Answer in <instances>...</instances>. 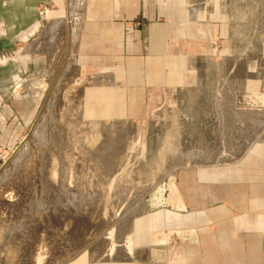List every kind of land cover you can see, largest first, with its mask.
Wrapping results in <instances>:
<instances>
[{
    "label": "rangeland",
    "instance_id": "374dc122",
    "mask_svg": "<svg viewBox=\"0 0 264 264\" xmlns=\"http://www.w3.org/2000/svg\"><path fill=\"white\" fill-rule=\"evenodd\" d=\"M212 1L210 50L202 66L185 59L180 90L168 78L113 83L108 67L77 62L73 29L70 48L56 50L65 29L42 27L43 87L16 143L0 149V264H129L157 248L141 241L146 224L203 210L211 175L219 185L264 142V105L238 101L259 69L264 78V0ZM139 25L124 23L123 36ZM167 42L156 69L171 75L179 50ZM151 53L142 49V62Z\"/></svg>",
    "mask_w": 264,
    "mask_h": 264
},
{
    "label": "crops",
    "instance_id": "0c3cea01",
    "mask_svg": "<svg viewBox=\"0 0 264 264\" xmlns=\"http://www.w3.org/2000/svg\"><path fill=\"white\" fill-rule=\"evenodd\" d=\"M76 3L78 10L74 9ZM47 4L50 9L42 13ZM43 17L52 22L49 29L55 35L65 29L67 44L58 46L56 42L53 49L70 48L73 29L77 62L102 71L108 67L113 83L118 80L125 86H133L138 79L149 84L168 78L173 88L179 89L185 59L202 66V55L212 44V0H0V53L15 52L19 47L30 52L27 42ZM160 18L172 24H160ZM133 21H138L139 27L127 30L123 36L122 25ZM70 23L75 24L74 28ZM169 40L172 48L179 50L172 57L178 68L171 75L156 69L166 65ZM144 48L152 53L142 62ZM150 66L155 67L152 72ZM119 67L122 69L118 72ZM47 68L44 53L38 57L29 53L7 64L0 63V149L12 147L18 140L35 109V96L43 87ZM261 71L253 77L252 90L238 97L239 102L251 100L264 105ZM176 98L180 104L181 94ZM258 145L237 167L221 173L219 185L218 177L211 175L204 191L209 204L200 208L203 210L146 224L141 241L149 246L156 242L157 248L134 251V260L129 264H264V142ZM153 231H157L156 238Z\"/></svg>",
    "mask_w": 264,
    "mask_h": 264
},
{
    "label": "built area",
    "instance_id": "2783aa9c",
    "mask_svg": "<svg viewBox=\"0 0 264 264\" xmlns=\"http://www.w3.org/2000/svg\"><path fill=\"white\" fill-rule=\"evenodd\" d=\"M49 9H50V5H48V4L44 5L42 7V9H41V12L43 13V12L49 10ZM49 22L50 21H47L45 19V17H43L41 19V21H40V25L38 26V28L30 34V37H29L30 41L27 42L28 43L27 47H29V46L31 47L30 52L26 53L25 47L24 48L23 47H19L15 52H13V51H3V52L0 53V63L1 64H7L8 62H10V61H12V60H14V59H16L18 57L20 58V56L22 58H24L26 55L29 56V53H30L31 57H38L39 55H41L42 54V51H41L42 47H40V49H37L35 44L38 43V40L35 39V38L38 37V35L42 32V27L45 28L46 25L48 27ZM64 22H67V17H66V20H64ZM52 36H54V35L52 34ZM52 39H54V37H51V40L48 41V45L49 46L51 44ZM46 47L47 46H45V48Z\"/></svg>",
    "mask_w": 264,
    "mask_h": 264
},
{
    "label": "bare ground",
    "instance_id": "6f19581e",
    "mask_svg": "<svg viewBox=\"0 0 264 264\" xmlns=\"http://www.w3.org/2000/svg\"><path fill=\"white\" fill-rule=\"evenodd\" d=\"M69 44V43H68ZM70 52V51H69ZM66 53V52H65ZM56 136V135H55ZM58 143L60 144L61 143V141H58ZM66 143V142H65ZM64 145V144H63ZM111 145V144H110ZM54 147V146H53ZM63 147V146H62ZM100 148V147H99ZM41 149V148H40ZM59 150V149H58ZM60 152V151H59ZM55 153V152H54ZM60 156V154L58 155V157ZM60 157H62V156H60ZM52 158V157H51ZM48 159V158H47ZM61 159H63V157L61 158ZM51 160V159H50ZM46 161V160H45ZM62 161V160H61ZM60 163V162H59ZM48 165V164H47ZM49 168V167H48ZM55 171V170H54ZM57 172V171H56ZM54 174H56L55 172H53ZM58 175V174H57ZM50 181L52 180V179H49ZM54 186V185H53ZM52 188V187H51ZM54 188V187H53ZM56 190V189H55ZM53 192V191H52ZM58 192V191H57ZM57 196V195H56ZM60 197V196H59ZM57 200V199H56ZM58 200H60L59 198H58ZM57 206V205H56ZM56 209V208H55ZM37 220V219H36ZM125 232H128V231H125ZM118 252V251H117Z\"/></svg>",
    "mask_w": 264,
    "mask_h": 264
}]
</instances>
